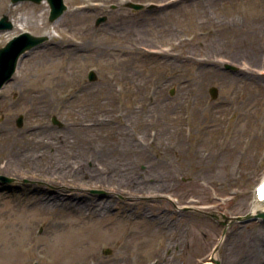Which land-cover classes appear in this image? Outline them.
<instances>
[{
    "label": "rangeland",
    "instance_id": "374dc122",
    "mask_svg": "<svg viewBox=\"0 0 264 264\" xmlns=\"http://www.w3.org/2000/svg\"><path fill=\"white\" fill-rule=\"evenodd\" d=\"M64 3L0 0V47L52 31L0 91V264H264V0Z\"/></svg>",
    "mask_w": 264,
    "mask_h": 264
},
{
    "label": "water",
    "instance_id": "95a60500",
    "mask_svg": "<svg viewBox=\"0 0 264 264\" xmlns=\"http://www.w3.org/2000/svg\"><path fill=\"white\" fill-rule=\"evenodd\" d=\"M12 3H17L19 1H31L33 3L39 4L42 0H11ZM50 7V13H49V21L53 22L56 19H58L63 12L66 10V6L63 2V0H46ZM129 6L133 8H141L142 5L139 4H132L130 3ZM105 18H101L97 20V24L99 22L104 21ZM12 28V23L9 21L7 16H3L0 18V30H7ZM47 40V37L41 36H33L29 33H23L17 37H14L12 40H10L6 45L2 48H0V89L3 87V85L7 82H9L12 78L13 73L16 70V67L18 65V60L21 57V55L25 54V52L37 47L38 45H41L43 42ZM88 78L90 81H93L96 79L95 73L93 71L89 72ZM212 97H215L216 90H211ZM52 122L59 124V122L55 119V117L52 118ZM17 126L22 125V117L20 116L17 121ZM0 180L4 183L12 182V179L7 178L5 176L0 175ZM264 203V200H263ZM256 218H263L264 219V212L258 213L256 215H246L245 217H232V220H249V219H256ZM109 252V251H107ZM217 263V261H215Z\"/></svg>",
    "mask_w": 264,
    "mask_h": 264
},
{
    "label": "bare ground",
    "instance_id": "6f19581e",
    "mask_svg": "<svg viewBox=\"0 0 264 264\" xmlns=\"http://www.w3.org/2000/svg\"><path fill=\"white\" fill-rule=\"evenodd\" d=\"M46 35L48 36V38L51 37L52 31L51 30L48 31L46 33ZM93 123H96V121L92 122V124ZM76 130L81 131V128L77 127ZM72 137L74 138L73 134H72ZM130 141L131 140H128L127 142L129 143ZM131 143L133 144V142H131ZM72 196H73V193H72ZM64 204H66L64 198L62 199V198H58L56 196L54 198L53 197L52 198L47 197L43 201H39L36 206H41L42 208L43 207L44 208L51 207L52 209H54V208L61 209V208H63L62 206H64ZM98 206H100V208H98ZM98 206H96L95 202L91 203V202H81L80 200H77V201L73 200L71 206H69V207H70L71 212H73V213H83V212L91 211L94 215H98L99 213H104L106 210L109 209L107 207V205H105V204L104 205L98 204ZM67 207H68V205L66 206V208ZM261 212H264V206L262 205V203L256 197V199L254 200V203H253V205H252V207L250 209V214L251 215H255V214L261 213ZM62 225L63 224L61 223L59 225V227L62 226ZM99 237H100V235H97L96 238H99ZM96 238L94 237V239H96ZM74 244H77V243H75V241L71 240L69 242V244H67L69 246L59 248L58 251H60V255L63 257V255L67 256V255L70 254V252H73Z\"/></svg>",
    "mask_w": 264,
    "mask_h": 264
}]
</instances>
